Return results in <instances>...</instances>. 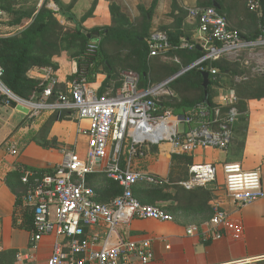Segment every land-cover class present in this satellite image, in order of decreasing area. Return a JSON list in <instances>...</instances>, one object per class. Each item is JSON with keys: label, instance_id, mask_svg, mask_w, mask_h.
I'll return each mask as SVG.
<instances>
[{"label": "built area", "instance_id": "2783aa9c", "mask_svg": "<svg viewBox=\"0 0 264 264\" xmlns=\"http://www.w3.org/2000/svg\"><path fill=\"white\" fill-rule=\"evenodd\" d=\"M247 8L264 18V0H247ZM188 14L197 21L198 44L206 52L196 67L224 57L241 62L252 74L264 73V28L258 39L247 41L230 28L226 15L214 7H194ZM6 22L7 15L0 8V31ZM146 43L149 57L164 56L169 50L162 33L151 34ZM88 47L95 50L97 45L91 43ZM209 72L216 75L214 69ZM41 75L45 82L42 94L25 102L3 84L0 67V106L15 104L26 108L31 118L41 113L69 112L78 122L77 133L83 134L87 143L83 158L77 157L73 150L64 153L62 163L53 170L18 168L20 182L26 187L22 201L31 211L33 221L27 249L16 252L14 264H34L35 249L49 236H55L56 240L46 264H134L133 259L148 264L152 259L149 240L111 244L118 227L129 220H173L162 207L141 204L135 198L133 189L139 183L168 184L167 180L137 170L135 159L145 157L150 147L163 143L171 144L174 152L182 155L199 148L226 151L239 117L237 97L230 93L223 97L224 104H216L218 107L213 110L198 107L192 114L181 117L169 110L158 111V99L171 94L167 88L171 80L142 90L137 88V76L124 72L122 86L114 95L98 96L85 78L72 80L62 92L56 89L57 81L50 68ZM226 106L229 108L222 113L220 109ZM81 122H86V127ZM9 152L17 155L15 147ZM221 170L224 192L232 203L243 207L264 198L259 169L245 171L239 164H223ZM94 173L105 174L121 188V194L109 205L97 202L94 189L86 183V177ZM188 173L187 180L178 184L180 187L209 188L216 180L217 168L213 164H194ZM228 219V212L219 200L215 201L209 222L201 228H187L186 235L199 236L206 242L220 240ZM91 228L99 231L89 233Z\"/></svg>", "mask_w": 264, "mask_h": 264}, {"label": "trees", "instance_id": "16d2710c", "mask_svg": "<svg viewBox=\"0 0 264 264\" xmlns=\"http://www.w3.org/2000/svg\"><path fill=\"white\" fill-rule=\"evenodd\" d=\"M59 8V13L74 23V26L60 24L54 17V12L46 8L47 0L38 7V0H3L0 8L7 15L6 27L14 29L13 34L0 36V67L3 70L2 82L6 88L18 99L28 102L37 99L42 94L45 82L41 75L46 68L55 69L52 60L65 54L76 62L77 71L71 79L85 78L87 85L92 87L96 75H105V80L97 88L98 96L110 91L111 95L122 86L123 72L134 73L138 78L137 88L147 90L159 85L183 69L200 60L206 52L190 42L183 31V21L187 12L172 1L170 17L172 24L160 28L166 36L169 45L168 52L162 56L169 60H162L161 56L149 57L146 40L150 36V20L142 9L141 16L130 22L117 7L110 5L112 16L110 26L97 27L86 30L82 23L92 15L93 7L82 16L79 21L73 20L71 11L74 2L67 5L53 0ZM213 0H196L197 7H212ZM219 11L226 15L231 29L236 30L240 37L247 41L258 39L264 28V18H259L256 12L247 8V0H215ZM156 4L154 0L151 12ZM263 5V4H261ZM98 32L96 39L87 35ZM96 43L95 50H89V45ZM185 45V46H183ZM189 46H193L189 49ZM200 68H204L201 72ZM216 70L212 76L210 70ZM209 74L207 91L202 86L203 73ZM110 85L107 89L106 86ZM230 89L237 97L236 108L239 113L236 124L232 129L245 136L246 131V103L250 100L264 99V73L252 74L249 69L238 61L219 58L195 66L167 84L170 95L158 99V111H171L176 116H187L198 107L209 110L218 107L212 102L214 88ZM205 93L207 101L205 103ZM55 96L51 98V101ZM229 107H222V113ZM193 111V112H192ZM30 114L21 120L17 127L31 124ZM70 113L66 111L48 113L38 130L31 135L30 141L44 150H59L60 145L55 137H49L54 123L69 121ZM232 139V137H231ZM154 148V147H151ZM152 151H154L152 149ZM192 159L186 156L172 157V165L168 173V183L160 186L138 184L133 189L135 198L141 204L155 205L169 204L163 209L172 215L178 210L188 209L189 206L208 203L211 195L208 188L187 191L178 185L188 178V167ZM37 172L45 170L32 169ZM91 174L86 177L88 186L93 187L97 194V201L105 204L111 202L121 194V188L104 174ZM5 184L16 198V206L26 192V187L20 182L18 172L10 173L5 178ZM161 207V206H159ZM211 211V209H209ZM32 215L28 214V222L32 225ZM16 251H0V264H14Z\"/></svg>", "mask_w": 264, "mask_h": 264}, {"label": "crops", "instance_id": "0c3cea01", "mask_svg": "<svg viewBox=\"0 0 264 264\" xmlns=\"http://www.w3.org/2000/svg\"><path fill=\"white\" fill-rule=\"evenodd\" d=\"M43 1L38 0V7ZM58 1L63 5L74 2L71 14L73 20L76 21H79L93 7L92 15L82 23L86 30L111 25L110 5L117 7L130 22L141 16L142 9L147 13L150 20V35L155 33L164 34L160 28L169 26L173 22L170 17L173 0H156L151 12L148 11L151 9L154 0ZM175 1L182 10L187 12V16L183 21V31L186 37H189L192 44L200 47L198 44L197 21L188 14V10L197 7L196 0ZM46 8L54 12V17L60 24L69 27L74 26L72 21L59 13L58 5L53 0H47ZM162 59L164 61L169 60L166 57H162ZM52 62L55 69H50L57 81L56 89L63 92L67 90V86L72 81L71 76L77 71L76 62L65 54L54 58ZM246 68L250 70L249 67ZM104 80L105 75L101 73L96 75L95 82L92 84L94 89L97 90ZM106 88L109 89L110 85H107ZM109 93L110 91L104 93V95ZM230 93L231 91L227 87L214 88L212 102L217 105L224 104L223 97L228 96ZM14 109L20 111L21 119H16V123H12L11 119L14 115L9 116L4 120L8 127H5L0 133V251L12 250L19 252L27 249L28 237L32 228V225L28 222V214H31V211L22 199L16 206V198L5 184L6 176L15 171L17 172L19 167L45 171L53 170L62 163L64 153L72 150L77 157L83 158L87 138L83 134L77 133L78 122L74 116H71L69 121L54 123L50 130L49 137L57 139L60 149L44 150L31 142L29 137L38 130L48 113H43L42 120L40 119L36 123L33 121L34 123L31 122L25 127H19L17 129L19 135H17V133L14 134L11 131H14L25 115L21 112V107L16 106ZM246 120L245 136L241 137L236 129L226 151L214 148H199L192 154L182 155L174 152L171 144L163 143L152 146L154 148L150 147L145 157L135 159L137 170L167 181L174 155L190 157L192 159L191 165H215L217 168L216 180L208 189L204 188L211 195V200L208 203L211 211L206 210L205 206L201 204L200 207L189 206L188 209L173 212L174 215L170 213L173 217L171 222L132 219L118 227L112 236L111 244L122 241L141 242L149 240L151 242L152 259L148 264H264V198L243 207L232 203L224 192V176L221 170L223 164H239L245 171L259 169L264 190V99L250 100L246 103ZM80 124L83 127L87 125L86 122ZM15 142H19L18 144L22 147L18 148ZM2 143L5 145L8 143L9 148H1ZM13 147H15L17 155L10 154L9 150ZM139 162L144 165L140 164L138 167ZM96 174L102 173H94V175ZM107 179L109 178L107 177ZM139 184L145 185V183ZM97 199L96 194V201ZM218 200L222 208L229 214V219L221 230L222 238L217 241L206 242L199 236H187V228H201L209 222L213 216L214 202ZM109 204L110 202L104 205ZM97 231H99L98 228L89 229V233ZM55 240V236H49L39 243L35 249L34 264H46ZM166 247L169 248L166 249ZM133 262L134 264H140L135 259H133Z\"/></svg>", "mask_w": 264, "mask_h": 264}, {"label": "rangeland", "instance_id": "374dc122", "mask_svg": "<svg viewBox=\"0 0 264 264\" xmlns=\"http://www.w3.org/2000/svg\"><path fill=\"white\" fill-rule=\"evenodd\" d=\"M39 4V3H38ZM37 4V5H38ZM0 5H3V0H0ZM13 32H14V29L13 28H11V27H6V25L5 26H3L2 27V29H1V31H0V34H13ZM163 60V59H162ZM102 80H103V78H102ZM92 88H94L93 86H92ZM109 94H111V92L109 93ZM14 108H16V105L15 104H12V105H10L9 107H4V106H2V107H0V114H2V116H0V133L5 129V127H8L7 126V124H6V122L4 123V120H6L9 116H12V115H14V116H12V123L13 122H15L16 121V119H21V117H20V114H19V110H17L16 111V109H14ZM44 116V114L43 113H41V114H39V116L38 117H36L35 119L34 118H32L31 120H32V122L33 121H35V123L38 121V120H42V117ZM16 123V122H15ZM34 123V122H33ZM32 123V124H33ZM12 133H17V130L16 131H11ZM11 133V134H12ZM17 135H19V133H17ZM15 137H16V135H15ZM18 139V138H17ZM17 145H18V148H21L22 146L20 145V144H18L19 142H15ZM1 144V143H0ZM3 144V143H2ZM8 143L5 145V144H3V146L1 147V148H9L8 147ZM11 145H12V143H11ZM80 150H81V148H80ZM80 150H78V151H80ZM81 152V151H80ZM140 162L137 164V166L139 167L140 166ZM146 164V163H145ZM142 166L144 165V164H141ZM141 166V167H142ZM158 206H162L163 208H164V206H167V207H169L170 205L167 203V204H160V205H158ZM259 264H261V263H259ZM263 264V263H262Z\"/></svg>", "mask_w": 264, "mask_h": 264}, {"label": "water", "instance_id": "95a60500", "mask_svg": "<svg viewBox=\"0 0 264 264\" xmlns=\"http://www.w3.org/2000/svg\"><path fill=\"white\" fill-rule=\"evenodd\" d=\"M212 7L216 8V9H218V10H219V8H220L219 5H218V3H217L215 0L212 1ZM98 36H99V33H98V32H94V33H92V34L87 35V37H89V38H93V39H96ZM198 49L201 50L200 47H198ZM195 64H196V63L192 64L189 68L180 71L178 74H176L175 76H173V77L170 78L169 80H173V79L179 77L181 74H183V73H184L185 71H187L188 69L193 68V67L195 66ZM202 75H203V83H202V86H203V88H204V91L206 92V91H207V88H208V85H209V74L205 72V73H203ZM169 80H168V81H169ZM206 101H207V93H205V103H206ZM21 112H22L25 116L28 115V110H27L26 108H21Z\"/></svg>", "mask_w": 264, "mask_h": 264}]
</instances>
